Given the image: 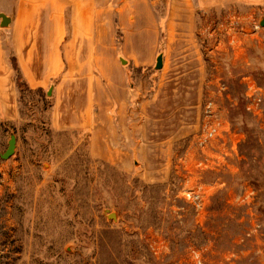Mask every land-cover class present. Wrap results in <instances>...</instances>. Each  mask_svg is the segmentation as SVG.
Here are the masks:
<instances>
[{"label": "rangeland", "instance_id": "374dc122", "mask_svg": "<svg viewBox=\"0 0 264 264\" xmlns=\"http://www.w3.org/2000/svg\"><path fill=\"white\" fill-rule=\"evenodd\" d=\"M32 1L36 23L49 18L55 0H0L1 53V13L20 2L25 20ZM97 3L113 41L103 61L75 44L85 66L30 69L53 73L32 88L8 59L21 115L0 117V264H195L194 251L202 264H264V103L256 116L246 98V77L264 89V0ZM138 21L154 32L150 64L131 55L150 52L151 34L116 50ZM210 110L231 134L201 147ZM197 184L210 189L203 210L184 196Z\"/></svg>", "mask_w": 264, "mask_h": 264}, {"label": "crops", "instance_id": "0c3cea01", "mask_svg": "<svg viewBox=\"0 0 264 264\" xmlns=\"http://www.w3.org/2000/svg\"><path fill=\"white\" fill-rule=\"evenodd\" d=\"M32 2V5L27 10L30 17L28 16L25 20H22L23 10L19 2L18 14L10 18V30L7 29L4 31V35L7 32L10 33L9 43L32 88L44 86L53 73H49L50 70H47L45 75H43L30 69H62L64 67H77V65L85 66L84 62L87 58L85 55L79 56L78 59L73 55L70 56L75 44L81 46L84 44L90 46L92 44L93 50L99 52L98 57L100 61L104 60L107 45L113 44V41L107 38V34L102 26V21L105 19L99 13L101 12V8L96 5L100 4L97 3V0H55L53 2L54 7L53 5L51 6L49 18L43 21L39 19L37 23V19L35 18L37 8L35 2ZM67 15L70 19L71 30L67 28ZM138 24L139 21L136 25L127 27V32L124 34L125 38L121 44H118L116 50H119V48L123 51L129 48L133 50L130 47L131 36H134V40L137 34H151L153 35V40L148 48L149 50L151 49L150 52L148 51L143 55L135 49L132 51L134 54L131 55L132 60L136 64H150L154 59V32L151 30V26L148 25L146 28L144 26L138 28ZM4 35L2 36L3 38ZM68 35L69 38H67ZM91 39L94 40L92 43H90ZM0 54H2L0 68H3L0 74V117L4 116V121L10 125L20 120L21 113L18 108V89L16 81H13L12 77L10 78L8 76V71L5 74L6 68L11 66L8 60L10 59L8 52L6 49H3ZM77 60L80 63L74 64ZM56 106L58 105L54 104L51 109V122L54 126L65 128L58 123V113L55 114ZM60 115L63 116V113L61 112L59 117Z\"/></svg>", "mask_w": 264, "mask_h": 264}, {"label": "built area", "instance_id": "2783aa9c", "mask_svg": "<svg viewBox=\"0 0 264 264\" xmlns=\"http://www.w3.org/2000/svg\"><path fill=\"white\" fill-rule=\"evenodd\" d=\"M256 27H259L257 25ZM231 35V42L237 43L239 38L238 35L233 33V30L229 32ZM246 98H247V109L250 113L261 116L263 113L264 103V89L261 87L252 77H246ZM209 119L203 124L202 129L197 135V142L201 147H207L213 145L214 141L223 137L225 134H231L226 122L215 116V112L212 110L208 111ZM210 195V189L204 187L202 184H197L195 187H190L184 190L185 198L197 209L203 210L208 203ZM193 258L195 264H202L201 254L199 251H194Z\"/></svg>", "mask_w": 264, "mask_h": 264}, {"label": "water", "instance_id": "95a60500", "mask_svg": "<svg viewBox=\"0 0 264 264\" xmlns=\"http://www.w3.org/2000/svg\"><path fill=\"white\" fill-rule=\"evenodd\" d=\"M1 17H2V22L1 23H2L3 26L8 25L10 23L11 19L6 14L1 13ZM262 23L264 24V21H262ZM161 63H162V57L159 56L158 57V61H157V67H160ZM16 142H17V139L13 135L10 138V140H9V145H8L7 149L2 154V157L3 158H8V157H10L14 153L15 148H16ZM112 215H114V214H112Z\"/></svg>", "mask_w": 264, "mask_h": 264}, {"label": "trees", "instance_id": "16d2710c", "mask_svg": "<svg viewBox=\"0 0 264 264\" xmlns=\"http://www.w3.org/2000/svg\"><path fill=\"white\" fill-rule=\"evenodd\" d=\"M3 45L8 50V53H9V56H10V59H11L12 67L15 69L16 72L21 74V72H22L21 69L22 68L19 65L18 58H17L12 46L10 45L9 42H6L5 39H4ZM19 79L23 82L24 85L29 86L28 80L23 75Z\"/></svg>", "mask_w": 264, "mask_h": 264}]
</instances>
